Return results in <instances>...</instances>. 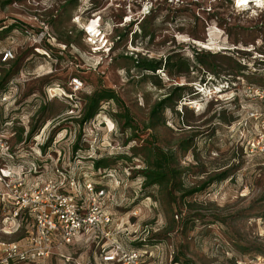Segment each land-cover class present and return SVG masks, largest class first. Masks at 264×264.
<instances>
[{"label": "rangeland", "instance_id": "374dc122", "mask_svg": "<svg viewBox=\"0 0 264 264\" xmlns=\"http://www.w3.org/2000/svg\"><path fill=\"white\" fill-rule=\"evenodd\" d=\"M87 26L102 34L89 35ZM194 49L206 65L175 79L163 70L149 78L127 58L177 53L193 63ZM5 50L14 53L4 61ZM262 61L264 0H0V78L19 69L11 80L18 95L0 104V125L11 119L12 144L43 155L41 176L57 165L95 181L103 208L121 227L119 240L147 253L142 264H264ZM173 84L201 93L183 98L178 112L168 109L166 124L147 129L152 106ZM102 88L114 89L119 101H104L80 126L84 97ZM187 139L192 146L181 150ZM151 141L176 150L177 166L186 170L176 201L143 187L141 146ZM90 156L106 158L109 167L95 170ZM224 171L227 179L181 197ZM4 216L0 207V241L27 236ZM101 244L79 240L63 251L79 264H97ZM60 258L36 264H76Z\"/></svg>", "mask_w": 264, "mask_h": 264}, {"label": "built area", "instance_id": "2783aa9c", "mask_svg": "<svg viewBox=\"0 0 264 264\" xmlns=\"http://www.w3.org/2000/svg\"><path fill=\"white\" fill-rule=\"evenodd\" d=\"M100 34L99 31L97 37ZM13 53L2 52L3 60L12 58ZM11 85L0 103L16 99L18 86L15 82ZM72 86L80 89L81 82L73 79ZM256 94L260 95V91L256 90ZM10 150V138L0 133V207L3 219L18 222L21 229L25 227L27 236L18 241H0V264H36L55 256L72 263V255L63 250L79 240L102 241L97 264H142L147 253L119 240L121 227L102 206L103 189L57 165L43 177L36 162L28 166L15 164Z\"/></svg>", "mask_w": 264, "mask_h": 264}, {"label": "trees", "instance_id": "16d2710c", "mask_svg": "<svg viewBox=\"0 0 264 264\" xmlns=\"http://www.w3.org/2000/svg\"><path fill=\"white\" fill-rule=\"evenodd\" d=\"M16 26L17 25L12 24L4 29L7 33L14 30ZM124 36H122V38H124ZM146 37H152L151 33H143V38ZM135 54L127 55V58L130 59V62L136 69L140 70V72L142 71L145 76L149 78L154 76L155 73L158 72V70H163L171 79H175L179 76L187 77L189 76L188 74H190V71H195L199 66L204 67L206 65L203 51L198 49H194L195 57L193 59V63L191 62L190 58L178 57L177 53H168L167 56L161 59L149 57L147 55L143 56L137 53ZM16 66L17 65H15V67ZM240 67L241 69H239L237 75L244 76L245 72L243 70L245 69V67L241 65ZM16 71L12 70L7 73L4 77L0 78V97L3 96L9 90L8 86L11 84V80L13 79ZM188 82L191 83L194 81ZM199 82H205V78H202ZM167 91L168 92H166L164 96L152 106L149 114V122L146 125L147 129L154 130L155 127L166 124L165 113L168 109L178 112V104L182 101L183 98L187 96L195 98L199 93H201L200 90L195 91L189 85L178 84L171 85ZM104 101H119V97L117 96L114 89L102 88L100 90L94 91L91 95L85 96L83 101L84 106H82V112L80 114V117L76 120L77 122H79L78 124L80 126H83L84 124L91 121L97 114H99L100 110L103 107L102 103ZM126 118V123L129 125L130 128H133L135 125L131 123L130 116L126 115ZM183 123L189 127L192 126L188 122ZM37 128V126H34L32 129H30V131L27 132V134L26 132H23V141L28 138H32ZM0 133H3L5 135L11 134L10 137L8 135L7 136L10 138V141L12 140L16 132L14 131L13 121L11 119L5 120L4 124L0 125ZM24 134H26L25 138ZM20 135V140H22V134ZM52 139L53 137H49L45 144L42 145V148L44 150L47 146L51 144ZM191 141L192 140L190 139L185 140L183 148L181 150L190 149L193 144L191 143ZM73 148L75 151H78L80 148L79 144L75 143ZM141 149L144 162V166L140 171L143 177V187L146 189L158 187L161 193H166V195L169 196L173 201H176L177 198L175 196V192H181L184 190V186H181L180 178H183V175L186 172L185 169H180L177 166V151L173 150L172 148L166 149L158 145L155 141H151L142 145ZM10 151L15 157V164L25 166H28L32 162L38 163L39 166H42L43 164V160L38 159L39 156L33 153L34 151H26L20 147L13 145L12 142ZM89 158L91 159L92 166L95 170L107 169L109 167V163L107 162L106 158L97 159L93 156H90ZM43 165H45V163ZM227 177V171H224L218 175L211 177L208 181H204L202 184L195 185L188 191L186 190L184 194L181 195V197L194 195L195 193L202 192L212 183L216 181H221V179L225 180L227 179ZM85 180L92 181L96 185L95 181H93L92 179L86 178ZM96 187L98 188L97 185ZM141 244L143 245L144 243ZM135 248L141 249L137 247ZM175 261L177 263L180 262L178 257H175Z\"/></svg>", "mask_w": 264, "mask_h": 264}, {"label": "bare ground", "instance_id": "6f19581e", "mask_svg": "<svg viewBox=\"0 0 264 264\" xmlns=\"http://www.w3.org/2000/svg\"><path fill=\"white\" fill-rule=\"evenodd\" d=\"M87 28H88V31L90 32V34L92 35V36H97V34L99 33V29L98 28H96V27H93V26H87ZM102 34V33H101ZM93 37V38H94Z\"/></svg>", "mask_w": 264, "mask_h": 264}, {"label": "crops", "instance_id": "0c3cea01", "mask_svg": "<svg viewBox=\"0 0 264 264\" xmlns=\"http://www.w3.org/2000/svg\"><path fill=\"white\" fill-rule=\"evenodd\" d=\"M0 104H3V103H0ZM24 166V165H23Z\"/></svg>", "mask_w": 264, "mask_h": 264}]
</instances>
